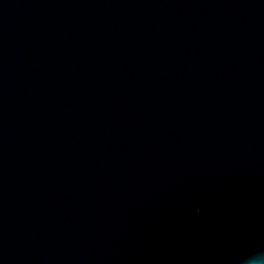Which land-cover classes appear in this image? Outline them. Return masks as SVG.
I'll return each mask as SVG.
<instances>
[{"label":"water","instance_id":"1","mask_svg":"<svg viewBox=\"0 0 264 264\" xmlns=\"http://www.w3.org/2000/svg\"><path fill=\"white\" fill-rule=\"evenodd\" d=\"M0 264H264V0H0Z\"/></svg>","mask_w":264,"mask_h":264}]
</instances>
